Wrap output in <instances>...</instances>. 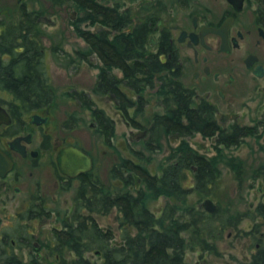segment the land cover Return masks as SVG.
<instances>
[{"label":"trees","instance_id":"16d2710c","mask_svg":"<svg viewBox=\"0 0 264 264\" xmlns=\"http://www.w3.org/2000/svg\"><path fill=\"white\" fill-rule=\"evenodd\" d=\"M75 1L78 11L72 23L87 43V47L78 49V53L81 58H88L89 52L94 50L102 62L93 92L98 95L114 93L127 114L133 109V125L148 133L142 139L145 148L161 147L163 133L180 137V141L172 147L166 160L159 163V172H152L146 162L121 157L116 163L119 167L115 166L114 171L116 176L123 177V188L112 190L96 176L92 182L87 181L81 188L85 194L77 212H73L70 232L55 231L60 255L54 263L190 264L186 257L188 250L215 251V240L222 237L227 225L236 226L248 213L236 215L229 212L225 217H219L221 208L209 212L191 199L194 189L200 193L211 192L218 176L219 161L226 155L217 147L219 153L209 157L193 147L187 136L196 132L211 136L219 131V143L235 144L245 133L234 130L232 133L236 134L228 136L227 133L231 132H226L218 124L210 101L198 97L185 84L178 55H169L168 31L159 35L157 51L151 49L150 35L154 30L149 21L152 20L154 25L156 18L146 17L134 25L129 11L120 14L113 8L105 9L97 0ZM59 2L62 0H54V3ZM17 13L14 17L3 12L0 19V55H15L12 62H6V67L13 69L8 76L9 82L20 85L15 89L16 95L29 97L33 109L55 98L44 56L42 39L45 31L37 22L39 10H27L21 6ZM89 24H108L116 30V36L108 41L105 30L92 33L87 27ZM114 67L122 69L123 79L112 73ZM122 80L126 91L119 88ZM83 95L85 93H79L80 98ZM153 97L163 110L154 111L147 124L141 123L135 116L144 114ZM94 115L98 120L96 131L113 145L115 123L103 108L96 107ZM227 160L238 174L242 173L240 159L231 156ZM260 166L256 170L261 173ZM120 167L125 175L120 173ZM189 179L194 181V186L187 183ZM160 196H166L168 201L158 213L150 207V202ZM114 207L119 211V242L113 230L101 226L95 216L107 214ZM256 214L264 216V202L257 205ZM263 227L264 220L257 221L252 231L248 230L256 239V250L240 264H264ZM66 249L72 252L71 256H66L69 255L65 254ZM87 251H95L96 260H91ZM0 264L41 263L37 257L23 263L11 252L0 255Z\"/></svg>","mask_w":264,"mask_h":264},{"label":"flooded vegetation","instance_id":"af4514ba","mask_svg":"<svg viewBox=\"0 0 264 264\" xmlns=\"http://www.w3.org/2000/svg\"><path fill=\"white\" fill-rule=\"evenodd\" d=\"M65 1L67 0H62L59 4L62 5ZM97 1L105 9L113 8L120 14L129 11L134 25L141 23L146 17L156 18L154 25L152 20L149 21L154 30L150 38L152 46H156V51L159 35L168 31L170 57L178 55L182 77L188 70L194 78V85H186L193 89L198 97L210 101L214 106L218 124L226 132H231L227 133L228 136L235 135V132L232 133L234 130H239L240 134L245 133L239 136V142L235 144L219 143V131L211 136L202 134L204 137L215 138L216 155L219 153L217 147L223 152V148L236 146L246 137L260 139L264 136V111L261 113L263 117L254 118L251 123H228V117L224 115L226 111L234 108L238 97L247 92L251 95L254 92V99L260 96L264 98V0H244L240 8L229 0H130L132 4L127 3V0ZM75 2L70 0L74 10L78 11ZM18 3L19 7L24 6L31 10L23 0H18ZM139 7L148 11L144 18L133 16V9ZM38 19L45 21L40 15ZM87 27L92 33L105 30L108 41L117 33L108 24H89ZM1 30L0 28V33ZM89 55L97 53L92 50ZM13 57L15 55H0V255L14 252L23 263L37 257L41 264H49L45 252L60 249L55 231L70 232L73 212H77L78 204H82V195L85 194L81 188L87 181L92 182L95 176L100 178L95 173L97 159L94 153L79 140L69 138L79 133L86 142L90 139L89 131H79L83 116L78 115L79 110L74 109L79 107L85 110L91 115V124L96 122L97 126L98 120L94 110L96 107H102L96 105L94 98L96 79L90 90L71 87L64 91L67 98L71 99L69 102L77 104H71L70 109L62 111L58 108L55 98L48 104L41 103L31 109L29 97L20 98L15 93V89L20 85L9 82L8 76L13 69L6 67V62H12ZM26 57L29 58V55ZM98 59L100 63L96 66L99 68L102 62L99 57ZM115 70L121 71L122 75H117ZM112 73L123 79L121 68L114 67ZM125 85L122 80L119 85L121 91H126ZM81 92L85 95L80 98ZM108 96L113 98L117 109L125 117L134 119L132 113H126L121 100L117 99L114 93H108ZM90 101L92 103L89 105ZM246 104L250 105L247 102ZM63 107L66 108L64 105ZM105 114L115 123L112 115L106 111ZM103 138L106 142L105 137ZM70 144L82 148L92 156V169L74 177L68 176L60 169L59 153L64 146ZM259 146L264 151V141ZM261 164L259 166L262 167V172L256 170L259 166L255 172L263 175L264 179V161ZM119 171L125 175L122 167ZM75 186L77 192L72 211L69 208L70 214L66 213L69 216L59 218V212L50 204V189L70 191ZM14 202V212H8V206ZM261 202L264 201L259 203ZM91 214L94 217V214ZM43 217L47 221L62 219V227L54 226L52 229L53 240H41L38 237L40 233L30 229V220H41ZM25 251H28V256L24 255Z\"/></svg>","mask_w":264,"mask_h":264},{"label":"rangeland","instance_id":"374dc122","mask_svg":"<svg viewBox=\"0 0 264 264\" xmlns=\"http://www.w3.org/2000/svg\"><path fill=\"white\" fill-rule=\"evenodd\" d=\"M23 1L29 9L39 10L40 17L45 20L38 19L37 22L40 24V28L45 31L42 39L44 55L46 65L51 74L55 100L58 101H56L57 106L62 111L70 109L71 104L73 106L77 104H73L72 101L69 102L71 99L67 98L64 91L71 89V87L90 90L97 79L99 68L96 64L100 63V60L97 55H88V58H81L77 52V49L86 48L87 43L79 36L75 24L72 23V19L77 17V11L72 7L70 0L65 1L62 5L54 3V0ZM130 2V0H127V3ZM19 10L18 0H0V19L3 17V12L16 17ZM147 13L148 11L145 8L133 9V16H138V18H144ZM83 25L85 26V24ZM151 49L155 50L156 46H151ZM115 71L117 75H122L121 71ZM182 79L185 84H195L194 78L189 74L188 70L185 71ZM128 91L131 92L130 90ZM254 94V92H252V95L247 92L243 96L238 97V102L234 105V108L224 114L228 117V123L232 121L251 123L254 118L263 117L261 113L264 111V98L259 95L260 97L254 99ZM94 98L97 106L102 107L115 118L113 145L104 141L103 136L96 131V122L94 121L95 123L91 124V115L85 110L79 109V107L74 109L79 110L77 114L83 116V120H80L79 126H81V129L79 131L84 133L89 131L90 139L89 142H86L79 133L69 138L79 140L94 153L97 159L95 173L112 190H116L125 186L122 177L116 176L114 171L115 166L119 167L116 163L123 156L130 157L135 161L146 162L152 172H159V163L166 160L172 147L179 143L180 137L163 133L161 147L149 150L142 143V139L144 136H148V133L145 129L134 126V121L125 117L117 109L116 102L112 97L108 96V94L98 95L94 93ZM246 102L250 105H245ZM156 110H163V108L153 97L151 103L147 104L144 114L139 113V115L135 116V119L147 124V120L151 118ZM129 112L134 114L133 109H130ZM234 115H237V117H234ZM145 133L146 135H144ZM262 133L264 135V130ZM187 138L199 152L205 153L209 157L217 153L214 147L215 138L204 137L199 132L187 136ZM262 141H264V136L260 137V139L257 137H246L244 141L236 146L223 148V153L227 159L234 156L242 161V173L238 174L228 164V160L225 157L219 161L218 176L213 183L211 192L207 194L200 193L194 189L191 193V199L197 202L199 206L202 205L206 198H211L216 206L221 208L219 217H225L229 212H233L236 215L248 213V215L244 216L236 226L233 224L227 225L222 232V237L215 240V251L188 250L186 257L190 264H240L241 261L248 260L252 252L256 250V239H254L252 234L248 233V230L252 231L257 221L264 220V216L256 214L257 205L260 201H264L263 175H258L255 172V169L264 161V151L259 146ZM135 151H141V153H136ZM147 157L149 158L147 159ZM193 182L192 179L187 181L188 184L194 186ZM50 190H52L49 194L51 206L55 207V210L59 212V218L68 217L69 215L67 214H70L68 209L70 208L72 211L73 208L77 192L76 186L70 191H61L59 189L53 191V188ZM167 201L168 198L166 196H160L150 202V207L159 213V210ZM15 207L16 202L8 206V212H14ZM252 215H256V217H252ZM95 216L101 226L113 230L116 241L119 242L121 231L118 225V209L114 207L107 214H95ZM29 223L32 231L40 233L38 237L41 240H53V227H62V219L47 221L43 217L41 220L32 219ZM258 235L262 236L261 233H258ZM34 253L36 252L34 251ZM66 253L69 254L66 255L67 257L72 255L69 249L65 250ZM95 253V251H87L86 255L91 260H96L97 256H95ZM45 254L47 255L46 261L49 264H54V259L60 255L57 250L47 251ZM24 255L28 256V251H25Z\"/></svg>","mask_w":264,"mask_h":264},{"label":"water","instance_id":"95a60500","mask_svg":"<svg viewBox=\"0 0 264 264\" xmlns=\"http://www.w3.org/2000/svg\"><path fill=\"white\" fill-rule=\"evenodd\" d=\"M229 1L234 3L238 8H240L244 2V0H229ZM218 31H222V29L221 30L218 29ZM58 163L60 169L65 174H67L70 177H74L81 172H85L92 169L93 158L88 152L84 151L82 148L70 144L64 146L61 149L58 156ZM202 206L209 212H213L217 208L215 202L209 197L202 202Z\"/></svg>","mask_w":264,"mask_h":264}]
</instances>
